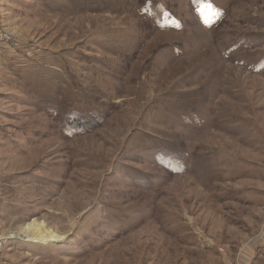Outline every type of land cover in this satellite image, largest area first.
I'll return each instance as SVG.
<instances>
[{"label": "rangeland", "instance_id": "374dc122", "mask_svg": "<svg viewBox=\"0 0 264 264\" xmlns=\"http://www.w3.org/2000/svg\"><path fill=\"white\" fill-rule=\"evenodd\" d=\"M0 33V264H264V0H0Z\"/></svg>", "mask_w": 264, "mask_h": 264}, {"label": "bare ground", "instance_id": "6f19581e", "mask_svg": "<svg viewBox=\"0 0 264 264\" xmlns=\"http://www.w3.org/2000/svg\"><path fill=\"white\" fill-rule=\"evenodd\" d=\"M36 230L37 229H34L32 227H28V228L24 229L18 235L21 236V237H24L26 239H33V238H35L38 235ZM55 237L59 238V236H57V235H55Z\"/></svg>", "mask_w": 264, "mask_h": 264}, {"label": "built area", "instance_id": "2783aa9c", "mask_svg": "<svg viewBox=\"0 0 264 264\" xmlns=\"http://www.w3.org/2000/svg\"><path fill=\"white\" fill-rule=\"evenodd\" d=\"M0 35H1V33H0ZM5 39H7V38H5ZM6 41H8V40H6ZM1 243V242H0ZM1 245V244H0Z\"/></svg>", "mask_w": 264, "mask_h": 264}]
</instances>
